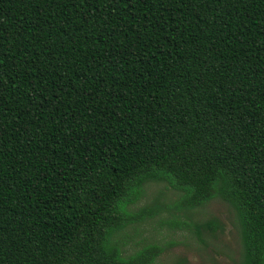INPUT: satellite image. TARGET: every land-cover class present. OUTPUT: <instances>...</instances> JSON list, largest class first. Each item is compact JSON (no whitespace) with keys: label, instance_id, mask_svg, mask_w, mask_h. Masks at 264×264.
I'll return each mask as SVG.
<instances>
[{"label":"trees","instance_id":"obj_1","mask_svg":"<svg viewBox=\"0 0 264 264\" xmlns=\"http://www.w3.org/2000/svg\"><path fill=\"white\" fill-rule=\"evenodd\" d=\"M215 198L264 264V0H0V264H155Z\"/></svg>","mask_w":264,"mask_h":264},{"label":"rangeland","instance_id":"obj_2","mask_svg":"<svg viewBox=\"0 0 264 264\" xmlns=\"http://www.w3.org/2000/svg\"><path fill=\"white\" fill-rule=\"evenodd\" d=\"M156 196L170 202L177 197V193L164 183H151L147 186L144 197L135 206L144 205ZM193 213L192 219L198 222L218 218L223 229L216 232L204 231L198 236L193 228L163 223L161 218L167 217L164 213L161 217L139 224L137 231L131 232L132 239L126 247V253L136 251L145 243L155 242L165 246V251L155 264H242L243 247L234 208L215 198L196 208ZM178 215L182 220L187 219L184 213Z\"/></svg>","mask_w":264,"mask_h":264}]
</instances>
